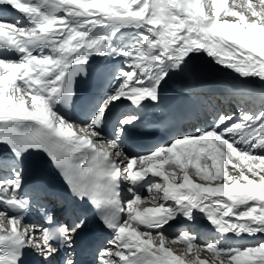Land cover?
Instances as JSON below:
<instances>
[{
	"label": "snow or ice",
	"instance_id": "snow-or-ice-1",
	"mask_svg": "<svg viewBox=\"0 0 264 264\" xmlns=\"http://www.w3.org/2000/svg\"><path fill=\"white\" fill-rule=\"evenodd\" d=\"M204 55L231 74L237 110L186 106L169 140L131 151L129 134L148 130L140 113L174 77L201 102L212 95ZM78 102L83 119L70 115ZM45 164L69 198L43 178ZM197 213L208 230L169 234ZM29 256L264 264V0H0V264Z\"/></svg>",
	"mask_w": 264,
	"mask_h": 264
},
{
	"label": "bare ground",
	"instance_id": "bare-ground-1",
	"mask_svg": "<svg viewBox=\"0 0 264 264\" xmlns=\"http://www.w3.org/2000/svg\"><path fill=\"white\" fill-rule=\"evenodd\" d=\"M200 64L203 68V71H202L201 77H200L201 80H202V76L203 77L210 76L213 78L211 73H215L217 75L216 78H217L218 82L224 83V82L230 81L231 74L229 73V71L227 69H223V68H220L219 66L212 64L206 55L202 56ZM91 66H93V65L91 64ZM181 87L186 89L185 86H183V85H173V84L167 85L164 89L161 104L162 105H169V100L171 99L172 96H174L176 94L183 97L182 92L184 90L183 89L180 90L179 88H181ZM180 99H182V98H180ZM29 171L31 172V167H29ZM42 175L43 176H50V177H52V179L54 181L64 183L62 176L50 164L43 165ZM199 218L201 220L202 214L200 215Z\"/></svg>",
	"mask_w": 264,
	"mask_h": 264
},
{
	"label": "rangeland",
	"instance_id": "rangeland-1",
	"mask_svg": "<svg viewBox=\"0 0 264 264\" xmlns=\"http://www.w3.org/2000/svg\"><path fill=\"white\" fill-rule=\"evenodd\" d=\"M237 2H240V0H237ZM229 19V18H228ZM212 74V76H213V78L214 79H216L217 80V78H216V74L215 73H211ZM175 80H178V78H176ZM245 107L247 108V109H249L250 110V105H248V103L245 105ZM233 174H235V173H233ZM199 182V181H198ZM179 246V245H178ZM180 247V246H179ZM181 249H182V247H180Z\"/></svg>",
	"mask_w": 264,
	"mask_h": 264
}]
</instances>
